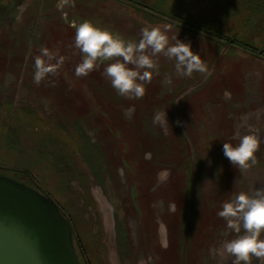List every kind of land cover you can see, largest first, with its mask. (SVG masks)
Masks as SVG:
<instances>
[{
    "label": "rangeland",
    "instance_id": "rangeland-1",
    "mask_svg": "<svg viewBox=\"0 0 264 264\" xmlns=\"http://www.w3.org/2000/svg\"><path fill=\"white\" fill-rule=\"evenodd\" d=\"M156 1L166 17L188 28L169 25L160 18L152 27L161 29L170 44L174 43L173 35L190 42L208 73L220 55L215 59L222 47L216 42L219 39L232 38L233 50L258 51L264 57V2ZM102 2L70 0L58 10L60 0H0V165L28 168L43 186L56 187L64 203L72 200L75 192L71 180L82 188L88 184L81 178L85 175L81 168L85 167L76 158L69 162L58 156L67 154L66 149L75 152L72 143L79 148L84 138L77 130L72 133L60 127V119L66 118L63 122L71 125L70 120L87 116L91 125L87 124V129L84 123L83 127L107 150L109 165L103 188L110 204V220L113 225L112 216L116 218L117 227L129 228L132 235L131 243L119 241V247L124 246L123 254L129 255L124 258L125 264H181L177 243L185 226L186 232L190 225L184 263L199 264L200 257L207 253L210 236L216 237L222 249L224 241L235 237V233H227L226 221L217 215L222 203L234 193L254 192L264 182L250 181L249 170H237L224 156L223 143L235 145L238 141L217 129L222 120L209 110L213 103L199 98L198 93L211 85V78L204 83L199 72L191 78H178L175 61L162 54L153 57L159 71L149 69L152 80L145 83V95L140 99L120 96L102 75L105 65L87 76L75 75L82 54L75 48L73 23L87 19L134 41L139 40L140 29L147 26L138 13L120 6L117 9L111 0L105 7ZM41 47L58 52L63 64L57 75L49 74L37 86L33 82L34 58ZM167 77L170 84L164 83ZM244 93V101L255 99L248 91ZM165 110L172 130L168 135L153 125L154 114ZM197 111L200 120L194 116ZM259 140L260 148L254 154L257 162L264 159V137ZM51 149L58 156L48 152ZM4 172L13 174L11 169ZM80 218L79 223L91 228V222L82 215ZM90 236H86V245L92 253ZM219 256L221 259L220 252ZM228 256L231 264L234 257ZM251 264L260 261L252 257Z\"/></svg>",
    "mask_w": 264,
    "mask_h": 264
},
{
    "label": "clouds",
    "instance_id": "clouds-1",
    "mask_svg": "<svg viewBox=\"0 0 264 264\" xmlns=\"http://www.w3.org/2000/svg\"><path fill=\"white\" fill-rule=\"evenodd\" d=\"M69 4L70 0H60L57 9L62 10ZM72 26L76 30L75 48L82 54V60L75 68V75L84 77L105 65L102 75L111 81L112 87L122 97L140 99L145 95L144 85L152 80L149 69H154L157 73L159 71L153 60L159 54L175 61L178 78H191L194 72L208 73L207 65L199 52L192 50L190 42L173 35L171 40L174 43L170 44L169 38L157 27H142L139 40L134 41L125 40L119 34L101 28L87 19L73 23ZM39 53L34 58L33 74V82L37 86L49 74L57 75L59 66L63 64V57L58 56V52L41 47ZM164 83L170 84L171 78L167 77ZM153 125L159 127L164 135L169 134L171 127L166 110L154 114ZM259 148L258 136L248 132L241 135L235 145L224 142L223 154L237 170H247L257 164L254 154ZM217 215L235 233V237L223 245L225 251L234 257L232 264H251L252 257L264 264V239H261V233L264 232V187L251 193H234L222 203Z\"/></svg>",
    "mask_w": 264,
    "mask_h": 264
},
{
    "label": "flooded vegetation",
    "instance_id": "flooded-vegetation-1",
    "mask_svg": "<svg viewBox=\"0 0 264 264\" xmlns=\"http://www.w3.org/2000/svg\"><path fill=\"white\" fill-rule=\"evenodd\" d=\"M95 2V0H92ZM104 4V0H102ZM107 1V2H106ZM104 7L106 5H110V0H106ZM114 4V7H121L122 9L131 10L138 13V17H140L147 26H154L157 24L156 19L160 18L163 20H167V23L174 24L172 19H169L164 15L166 12L163 11L162 8L157 6V1L153 3H147L145 0H111ZM89 4L94 5L93 2L91 3L88 1ZM101 3V4H102ZM95 6V5H94ZM102 6V5H100ZM118 9V8H117ZM147 14V15H146ZM177 26V25H176ZM186 26V25H185ZM188 27V26H187ZM220 41H216L221 44L222 50L232 49L233 43H228L225 39ZM8 51V50H7ZM240 51V50H239ZM263 51V50H262ZM4 52V51H2ZM241 52L250 54V56L254 57L258 61L264 62V57L258 51H247L241 50ZM220 54V51L219 53ZM54 108V106H53ZM53 112L56 113L55 109ZM262 112L261 115L264 114V109H260L258 115ZM54 113V114H55ZM57 114V113H56ZM255 114V113H253ZM250 114V115H253ZM58 116V115H57ZM63 116V115H60ZM66 116V115H64ZM61 118V117H59ZM70 118V117H69ZM66 119V118H65ZM65 119H60L61 124L59 125L63 129H66L69 132H75L77 130L84 140L81 142V146L77 148V143H72L76 147V151L74 152L71 149H66L67 154H60L54 150H49L48 152H53L58 156V159H61L62 156L68 158L69 162L71 158H76L79 160L78 164L85 167L81 168L82 172L85 175H81L83 180H87L88 184L85 187H81L80 184L75 181L71 180V187L75 192L74 198L72 200H63L66 202L64 203L59 196L57 195V188L53 187L51 189L46 188L43 186L39 179L36 177L35 173L28 168H10L6 166L0 165V176L5 177L7 180V185H12V187L16 190L18 186L22 187V190H29L31 195H37L40 198L41 203L31 204V203H22L21 201L17 200L18 203L21 204V207H25L24 209L30 211V208H36L38 205H42L45 214L47 215V219L49 221V225L46 228H55L54 231H58L61 234V238L57 236L54 238L57 241V244H53L52 249L49 252H46V263L47 264H69L77 262V264H125L124 258L125 253L123 254L122 246L119 247V241L125 239L128 243H131L130 235H129V228H120L116 225V218L112 222L110 220V207L108 206L107 200L104 195V188H103V181L106 177L107 173V166L109 165V160L107 157V150L106 148L96 139V136H93L91 133L87 132V130L83 127L85 126L87 129L89 127L87 124H90L89 118L87 116H82L76 119V121L72 122L71 125H67L63 122ZM264 120L262 123V127L259 129H254L255 133H258V138L264 137L263 131ZM73 130H70L72 129ZM82 146H84V151H82ZM259 164L258 168H249V180L255 181L257 183L264 182V159L257 162ZM11 169L13 172L12 175H7L4 170ZM251 171V176H250ZM80 175V174H79ZM58 189L60 188V183L57 184ZM264 187V185H263ZM35 193V194H34ZM70 196V195H69ZM73 196V195H71ZM36 199V198H33ZM7 201L0 196V204H6ZM108 203V204H107ZM9 204V202L7 203ZM107 205L108 212L105 209L104 205ZM110 205V204H109ZM27 206V207H26ZM15 208H18L15 205ZM34 208V209H35ZM3 209L5 214L14 215V219L19 222L20 224L26 223L29 228L31 227V223H34L35 230H39V228L43 227V224H37L36 221H30L25 211L19 215V212L16 214L12 211L5 209L4 206H1L0 210ZM34 211V210H32ZM39 212V209L37 210ZM112 211V209H111ZM81 215L83 218H86L89 222L92 223L91 228L89 225H84L79 223L81 221ZM79 223V224H78ZM220 231V228H218ZM227 229V233L232 232V230ZM182 239L178 240L177 247H179V256L181 264H185V256L186 250L188 247L189 241V231L191 230L190 227L186 230V226L183 229ZM37 233H39L37 231ZM36 235V234H35ZM87 235H91V248L93 252L91 253L88 250V239ZM215 236V235H214ZM222 237H226V235H222ZM228 237V235H227ZM64 238L70 245V260H61L58 258V254L56 250L58 249V243L64 241ZM210 242L206 248L207 253L202 256V259L198 260L199 264H230L229 254L222 249L219 245V242L216 241V237L210 236ZM220 236L218 237V239ZM86 239V241H85ZM185 242L183 244V240ZM227 239V238H226ZM261 239H264V232L261 233ZM215 240V241H214ZM213 242V243H212ZM226 241L223 242L224 245ZM48 245V244H47ZM133 245V244H132ZM134 246V245H133ZM170 245L168 244V247ZM54 247V248H53ZM124 247V246H123ZM210 248L211 251H210ZM219 248V249H218ZM126 246L125 249L126 250ZM122 251V252H121ZM219 252L221 254V259L219 256ZM50 255V257H48ZM53 259H58L56 263H54ZM208 258V259H207ZM219 260H223L219 262ZM68 261V262H67ZM232 264V263H231Z\"/></svg>",
    "mask_w": 264,
    "mask_h": 264
},
{
    "label": "crops",
    "instance_id": "crops-1",
    "mask_svg": "<svg viewBox=\"0 0 264 264\" xmlns=\"http://www.w3.org/2000/svg\"><path fill=\"white\" fill-rule=\"evenodd\" d=\"M219 51L220 55H214L215 59L218 55L219 58L216 61L213 60L214 64L210 67L209 73L200 76H204L202 81L204 83L206 79L211 78V85L205 86L198 95L199 98L204 97L208 100L207 103H213L209 110L216 112L218 114L216 116L222 120L217 129H220L225 134L224 136L235 137L239 142L238 138L241 135L248 132L255 133L254 129L262 127L264 114L261 115V112L258 117L256 114L260 109H264V62L258 61L250 54L233 49L222 50L221 48ZM192 89L191 86L190 90ZM244 91H248L256 100L244 101ZM196 113L195 118L200 120L202 116H198V111ZM255 134L258 135V133ZM130 236L132 240V235Z\"/></svg>",
    "mask_w": 264,
    "mask_h": 264
},
{
    "label": "water",
    "instance_id": "water-1",
    "mask_svg": "<svg viewBox=\"0 0 264 264\" xmlns=\"http://www.w3.org/2000/svg\"><path fill=\"white\" fill-rule=\"evenodd\" d=\"M177 26L188 28L185 25L176 23ZM7 179L0 176V196L4 198L9 204H0L5 209L18 213L21 215L23 210L25 211L27 218L30 221H36L37 224H43L45 228H39L35 230L34 223H31L29 228L26 223L20 224L14 219V215L5 214L4 210H0V264H47L45 257L46 252L52 249L53 244H57L54 238L57 236L61 238V234L58 231H54L55 228H46L49 225L47 215L44 213L42 205H38L35 209L30 208V211L21 207L22 203L37 204L41 203V200L37 195H31L30 191L18 186L16 190L12 185H7ZM35 194V193H34ZM36 198V199H33ZM15 205L18 208H15ZM27 207V206H26ZM39 209V212L37 211ZM34 210V211H32ZM36 234V235H35ZM48 244V245H47ZM54 248V247H53ZM70 245L64 238V241L58 243V249L56 250L58 258L61 260H70ZM50 257V255H48ZM54 263L58 259H52ZM68 262V261H67ZM65 264V263H63ZM74 264V263H69ZM77 264V262H75Z\"/></svg>",
    "mask_w": 264,
    "mask_h": 264
},
{
    "label": "trees",
    "instance_id": "trees-1",
    "mask_svg": "<svg viewBox=\"0 0 264 264\" xmlns=\"http://www.w3.org/2000/svg\"><path fill=\"white\" fill-rule=\"evenodd\" d=\"M140 1H143V0H140ZM259 3V2H264V0H251V3ZM228 43H233V39L232 38H229V37H227L226 39H225Z\"/></svg>",
    "mask_w": 264,
    "mask_h": 264
},
{
    "label": "bare ground",
    "instance_id": "bare-ground-1",
    "mask_svg": "<svg viewBox=\"0 0 264 264\" xmlns=\"http://www.w3.org/2000/svg\"><path fill=\"white\" fill-rule=\"evenodd\" d=\"M104 206H105V209H106V210H107V212H108V208H107V205L105 204Z\"/></svg>",
    "mask_w": 264,
    "mask_h": 264
}]
</instances>
